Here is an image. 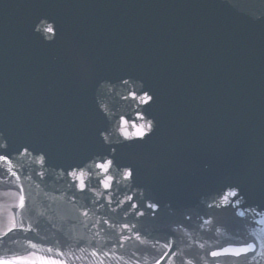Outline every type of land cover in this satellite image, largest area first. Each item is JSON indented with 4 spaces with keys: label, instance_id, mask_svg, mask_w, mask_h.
<instances>
[{
    "label": "water",
    "instance_id": "1",
    "mask_svg": "<svg viewBox=\"0 0 264 264\" xmlns=\"http://www.w3.org/2000/svg\"><path fill=\"white\" fill-rule=\"evenodd\" d=\"M0 145V257L264 264V0H0Z\"/></svg>",
    "mask_w": 264,
    "mask_h": 264
},
{
    "label": "snow or ice",
    "instance_id": "2",
    "mask_svg": "<svg viewBox=\"0 0 264 264\" xmlns=\"http://www.w3.org/2000/svg\"><path fill=\"white\" fill-rule=\"evenodd\" d=\"M47 31L51 32L52 29L49 27L47 29ZM125 84L128 83V81H124ZM133 99H139L140 103L144 104V105H149L150 103L154 102V98L152 95H150L147 91L145 92V94L143 96H138V95H134L132 97ZM141 119H144V117H141ZM147 127L148 129H150L151 131H154V126L152 124L151 121H149L146 125H142L137 132L135 133L136 137L140 138V139H146V133L144 131V128ZM126 138H129V134L127 132L124 133ZM0 147H3V145H0ZM25 154H27V148L24 149ZM0 163L3 164H9V158L7 155H0ZM112 165V161H108L107 163H102L100 165H98L99 168H101L103 170L104 173H108L110 168ZM7 172L11 173L12 176L16 177L17 179H19V177L16 176V173L12 170L11 167L6 169ZM73 176H77L76 173H72ZM133 175V173L131 171L127 172L125 174V178H131ZM78 179V186L80 191H85L87 188V184L86 181L84 180V173H80L79 176L77 177ZM110 177L108 180H106L104 182V187L105 189H108L110 184ZM19 187V185L17 186ZM20 191V195H19V204L18 207L23 210L26 207V198L24 196V189L21 187L19 189ZM240 196V193L238 191L235 190H229L227 192L226 195H224L222 197L221 203L216 205L217 207H224L227 208L229 206H231L233 204V201L236 200V198H238ZM211 206V205H210ZM238 206V205H237ZM149 209H154L155 205L153 204H149L148 205ZM83 215L85 217L88 216V212L85 211L83 213ZM141 216L144 215V213H140ZM236 215H239L240 217H243L245 214L244 212H237ZM257 215H259V213H257ZM264 222V221H262ZM15 230H25L23 229L22 226H20L18 228L15 219L13 218L10 226L7 228L6 231H3L2 233H0V239H3L5 237H7L10 233H12ZM27 231H31V228L26 229ZM138 241H140L141 243H144L143 240H141L140 235H137L135 237ZM125 240L127 239V237L124 238ZM124 241H120V243L122 244ZM31 248L36 249L37 245L36 244H31L30 245ZM173 245L169 244V243H165L163 245V248L168 249V251L164 252L162 257L160 259H157L155 261V264H161V261L168 257L169 254H173L175 255V252L173 251ZM257 247H259L261 249V255H264V242H257V243H245L243 247L240 248H234V249H222L219 251H213L211 252V256L213 259L219 258L220 256H227V255H231L233 257L236 258H240V257H248L249 254H255L257 252ZM70 250V249H69ZM47 251L49 253H53V249L49 248L47 249ZM73 255H75V253H72ZM98 253L96 251H93L91 253L92 256H96ZM68 252H64L62 250H56L54 252V255L52 256H39L36 257L35 253H29V255L27 257H13L11 259H0V264H70L69 259H68ZM100 264H103V262H100ZM180 264H191L190 261L185 262L184 260L181 259Z\"/></svg>",
    "mask_w": 264,
    "mask_h": 264
},
{
    "label": "flooded vegetation",
    "instance_id": "3",
    "mask_svg": "<svg viewBox=\"0 0 264 264\" xmlns=\"http://www.w3.org/2000/svg\"><path fill=\"white\" fill-rule=\"evenodd\" d=\"M0 259H6V258H4V257H0ZM70 262V264H85V263H82V262H75V261H69Z\"/></svg>",
    "mask_w": 264,
    "mask_h": 264
},
{
    "label": "bare ground",
    "instance_id": "4",
    "mask_svg": "<svg viewBox=\"0 0 264 264\" xmlns=\"http://www.w3.org/2000/svg\"><path fill=\"white\" fill-rule=\"evenodd\" d=\"M6 258V257H5Z\"/></svg>",
    "mask_w": 264,
    "mask_h": 264
}]
</instances>
